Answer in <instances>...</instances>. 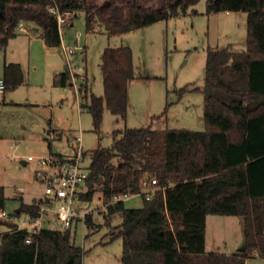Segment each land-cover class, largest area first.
Here are the masks:
<instances>
[{"label":"trees","instance_id":"16d2710c","mask_svg":"<svg viewBox=\"0 0 264 264\" xmlns=\"http://www.w3.org/2000/svg\"><path fill=\"white\" fill-rule=\"evenodd\" d=\"M199 0H0V48L16 35L20 22L42 30L45 44H61V33L50 6L60 12L82 11L86 31L100 27L120 34L156 21L179 16ZM206 11H245L246 47L229 45L206 53L203 94L205 129H152L150 126L117 129L109 147L93 150L79 193L90 201L102 192L106 215L120 213L112 238L121 237V264H245L250 257L264 258V0H205ZM103 95L90 93L82 84L83 106L98 130L104 107L121 119L128 108V84L135 77L129 46L105 47L101 55ZM69 71L54 76V84L71 83ZM5 91L21 85V65L5 62ZM197 89V87H196ZM88 99V100H87ZM117 160L113 165L112 160ZM156 178L158 189L146 199L144 178ZM140 194L143 203L127 208L111 202L114 194ZM7 197L0 185V210ZM17 213L37 214L35 202L20 201ZM236 215L242 219L243 250L227 254L205 250L206 217ZM92 222L93 216L87 215ZM5 226V230H1ZM44 227L31 234L0 220V264H82L83 250L72 229Z\"/></svg>","mask_w":264,"mask_h":264},{"label":"rangeland","instance_id":"374dc122","mask_svg":"<svg viewBox=\"0 0 264 264\" xmlns=\"http://www.w3.org/2000/svg\"><path fill=\"white\" fill-rule=\"evenodd\" d=\"M90 1L101 4L104 0ZM141 2L157 5L160 0ZM193 8L194 11L188 9L179 16L120 34H108L100 27L87 32L84 14L77 11L75 15H67V22L61 26L68 51L46 48L37 37L39 32L29 25L30 35L34 37L31 61L29 36L19 32L16 39L8 41L9 57L22 49L25 82L0 93V185L7 197V211L16 210L20 201L29 202L33 198L36 201L42 195V186L35 176L37 161L27 157L48 153L49 141L53 151L70 152L74 137L80 135L84 162L88 164L95 148L111 146L112 133L117 129L147 126L156 130L205 129L200 89L204 83L206 53L208 49L228 45L237 51L245 49L247 13L207 12L205 0H199ZM120 45L131 48L135 72L128 84L126 118L123 120L104 107L100 128L96 130L91 114L80 105L86 99L80 96L79 88L84 85L87 98L90 93L103 95L102 51ZM5 58L0 48V76ZM65 69L74 74L73 77L69 73L72 85L54 86V74ZM57 130L62 132L59 139L53 134ZM112 164L116 165L117 160L113 159ZM81 188L86 189L85 184ZM123 201L125 207L134 208L142 205L143 197L133 194ZM82 204L94 209L93 221L99 225L98 231L87 232L85 237L80 224L76 230L72 229L75 243L83 250L82 264H121L122 239L112 238L113 228L122 220L121 214L106 215L101 191ZM240 221L241 217L236 215L209 214L207 250L221 252L239 244L243 234Z\"/></svg>","mask_w":264,"mask_h":264},{"label":"built area","instance_id":"2783aa9c","mask_svg":"<svg viewBox=\"0 0 264 264\" xmlns=\"http://www.w3.org/2000/svg\"><path fill=\"white\" fill-rule=\"evenodd\" d=\"M50 11L55 14L59 28L67 22V15L71 14L69 11L60 12L55 4L50 6ZM18 29H23V22L19 23ZM68 48L63 47L65 51L70 50ZM70 74L74 77L73 73ZM4 89L5 82L3 77H0V93H3ZM27 159L37 161L35 176L43 189L42 195L34 201L37 214L29 212L18 214L16 210L9 212L2 209L0 220L15 224L16 229H25L28 232L26 242L31 241V234L44 227L63 232L80 224L83 237L87 232L98 231V224L87 221V215L93 216L94 209L83 206V199L79 196L80 192L85 191L81 185L84 184L89 172V163L84 162L85 155L80 135L75 136V145L70 152L49 151L40 156L29 155ZM141 185L139 193L146 199L158 189L154 177L142 179ZM129 195L132 194H114L111 202L123 200ZM105 206L103 204L104 208Z\"/></svg>","mask_w":264,"mask_h":264},{"label":"crops","instance_id":"0c3cea01","mask_svg":"<svg viewBox=\"0 0 264 264\" xmlns=\"http://www.w3.org/2000/svg\"><path fill=\"white\" fill-rule=\"evenodd\" d=\"M226 12H229V11H226ZM73 13H71L70 15H72ZM32 26V28L34 29V30H36V31H38L39 32V35L37 36L38 38L40 37L42 40H43V42H44V39H43V36H42V30L39 28V27H37L36 25H34L33 23H31V22H27V21H23V29H17V32H16V35L13 37V38H10L9 40H14V39H16L18 36H19V32L20 33H24V35H27V36H29L28 37V39L30 40V47H29V49H28V57H29V51H30V60L29 61H31V54H32V50H31V45H32V42L31 41H33V39H34V37H32L33 35H30V32H29V28L27 27V26ZM92 32H95V29L92 31ZM60 33H61V44H59V45H56V46H49V45H47V44H45V42H44V46L46 47V48H63V47H65V46H68V44H66V42L64 41V39H63V36H62V32H61V28H60ZM78 36L80 35V33L79 34H77ZM77 39H79L78 37H77ZM8 40V41H9ZM7 43H9V42H7ZM9 45V44H8ZM7 46V45H6ZM6 46H5V48L3 49L4 50V54L7 56V58H5L4 59V61H3V65H4V63L5 62H16V63H19L20 65H21V68H22V70H23V66H22V61H23V59H25V57H24V54H23V52H22V49H19L18 50V54H17V52H13V55H12V57H9L8 55H9V53H10V45L8 46V50H7V48H6ZM75 47V46H74ZM6 52V53H5ZM16 55H18V58L16 57ZM65 70H68V69H65ZM65 70H62V71H59V72H56L55 74H54V76L56 75V74H58V73H61V72H63V71H65ZM2 71H3V66H2ZM69 71V70H68ZM24 73V72H23ZM0 77H2V76H0ZM25 82V81H24ZM23 82V83H24ZM22 83V84H23ZM53 85L54 86H57V87H61V88H66L67 86H71L72 85V82L70 83V84H68V85H66V86H58V85H55L54 84V79H53ZM4 93V92H3ZM79 94H80V96H82V93H80L79 92ZM53 130V129H52ZM54 136H55V138H60L61 136H62V132H60V131H54ZM74 145H75V137H74ZM74 146H72V148H73ZM48 148H49V151H53L52 150V144H51V142L49 141L48 142ZM23 163H26V161H22ZM133 195V194H132ZM38 197H40V196H38ZM33 199H35V198H33ZM33 199H32V201H29V202H25V203H31V202H33ZM18 208V207H17ZM17 210V209H16ZM207 220H208V215H207V217H206V227H205V250L207 251V252H209V250H207ZM240 222H242V221H240ZM6 229V227L5 226H1V230L3 231V230H5ZM112 233H113V231H112ZM243 232H242V229H241V234H242ZM243 241V234L241 235V241L239 242V244L238 243H236V244H234L231 248H229V249H225L224 251H221V252H223V253H227V254H230V253H233V252H235L236 250H238L237 249V247H239V245H241V242ZM245 264H264V258L263 257H259V256H254L253 258H251V259H247L246 260V262H245Z\"/></svg>","mask_w":264,"mask_h":264},{"label":"water","instance_id":"95a60500","mask_svg":"<svg viewBox=\"0 0 264 264\" xmlns=\"http://www.w3.org/2000/svg\"><path fill=\"white\" fill-rule=\"evenodd\" d=\"M244 249V246H241L238 248V250H243Z\"/></svg>","mask_w":264,"mask_h":264}]
</instances>
